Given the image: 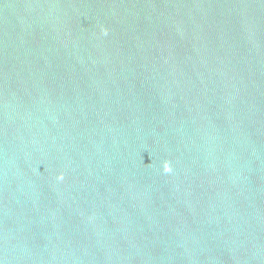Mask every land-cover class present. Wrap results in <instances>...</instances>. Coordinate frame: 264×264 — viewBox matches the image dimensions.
Here are the masks:
<instances>
[{"label":"water","instance_id":"water-1","mask_svg":"<svg viewBox=\"0 0 264 264\" xmlns=\"http://www.w3.org/2000/svg\"><path fill=\"white\" fill-rule=\"evenodd\" d=\"M0 264H264V0H0Z\"/></svg>","mask_w":264,"mask_h":264}]
</instances>
